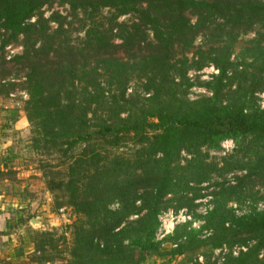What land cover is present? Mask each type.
Listing matches in <instances>:
<instances>
[{"label": "trees", "instance_id": "1", "mask_svg": "<svg viewBox=\"0 0 264 264\" xmlns=\"http://www.w3.org/2000/svg\"><path fill=\"white\" fill-rule=\"evenodd\" d=\"M55 3L67 15L45 17ZM74 34H82L76 42ZM15 43L31 147L58 158L41 167L45 184L77 217L68 264L171 262L201 248L202 230L212 249L255 241L225 264H264V211L238 216L227 207L255 198L252 178L264 182V107L255 97L264 92V0H0V68ZM209 65L217 74L202 86L211 96L188 100V72ZM231 139L235 157L207 161L205 151ZM127 144L133 149L113 153ZM182 152L192 155L183 165ZM237 171L245 174L235 185L217 184L202 227L176 226L155 240L161 211L192 207L199 185Z\"/></svg>", "mask_w": 264, "mask_h": 264}, {"label": "rangeland", "instance_id": "2", "mask_svg": "<svg viewBox=\"0 0 264 264\" xmlns=\"http://www.w3.org/2000/svg\"><path fill=\"white\" fill-rule=\"evenodd\" d=\"M67 10V7H61L57 3L43 9L45 17H48L52 11L67 15ZM122 19L124 18L120 20ZM259 31V29L255 30V32ZM255 32L242 37L236 43L231 56L232 60L239 54L245 41L255 37ZM81 35L74 34L72 40L76 42ZM201 42L202 38L198 37L195 44L199 45ZM21 51L22 48L19 43L8 45L4 49L7 64L0 68V84L6 86L3 94H0V215L6 214L7 219L9 218L5 234H0L4 243L8 241L7 248L0 255V264H68L67 253L71 240V225L77 217L70 207L63 204L64 200L61 196H55V193L49 191L45 184L44 172H42L41 167L44 165L57 167L59 165L58 158L54 155L40 154L31 147L32 128L27 123L23 112V104L27 99L24 90L26 70L22 65L14 64L10 60L11 57L20 54ZM188 57L191 58L192 55L189 54ZM215 71L217 70L212 65L199 72L189 71L187 77L193 85L187 91L186 98L192 101L201 96H211L210 92L202 85L211 81L212 77L216 75ZM136 86L137 81L129 82L126 95L129 96L134 93L137 89ZM255 97L260 107L263 108L264 92L257 93ZM121 117L124 118L125 114H121ZM231 141L233 142L232 147L231 149L229 147L228 152H223L220 146L218 149L205 151L207 161L215 162L221 166L223 159H227L232 154L235 157L238 146L234 140L231 139ZM131 148L132 145L127 144L116 151H112L121 154L128 152ZM191 156L182 152L180 164H185ZM57 169L64 171L65 166H60ZM244 174L245 172L237 171L223 176L212 175L209 182L198 186L201 188L200 194L202 196L193 201L192 207L184 206L178 210L169 207L161 211L158 217L163 216L165 221L168 220V215L175 216L183 211L182 216H189L190 220L176 226L188 225L192 230H198L204 225L206 214L203 212L206 211L207 213L213 208V193L218 191L217 184H224L225 187L233 186L236 184V178ZM247 184L248 188L252 189L255 194V198L243 203L229 202L227 207L235 215H247L254 210L264 211V182L256 177ZM190 186L194 187L193 184ZM191 196L192 194H188L189 198ZM170 197L168 196L166 199ZM58 204L59 207H57ZM116 207V204L111 206L112 209H116ZM134 218L136 216L132 217V219ZM32 220H36L34 225L31 224ZM6 234L9 236H5ZM211 234L210 230H202L199 239L204 241V244L201 248L175 257L171 262H167L169 258L162 260L152 256L147 257L140 264H225L228 258L237 257L240 252H245L247 248L255 244V241L252 240L247 241L246 244L237 243L231 247L225 243L212 249L208 243ZM159 238L155 236L156 241H159ZM41 244H44V253L36 250V245ZM242 248L245 250L243 251ZM262 257H264V250L259 254V259Z\"/></svg>", "mask_w": 264, "mask_h": 264}, {"label": "built area", "instance_id": "3", "mask_svg": "<svg viewBox=\"0 0 264 264\" xmlns=\"http://www.w3.org/2000/svg\"><path fill=\"white\" fill-rule=\"evenodd\" d=\"M213 70V68H212ZM215 74H217V71H215ZM264 107V106H263ZM232 141L231 140H226L223 141L220 144V147L222 148L223 152H228L229 147L231 149L232 147ZM182 212L180 211L178 213V215H168V220H163V216H159L158 217V221H159V229H158V233L155 235L156 237H160L159 241L162 240L164 237H166L167 235H170L173 232V229L176 225L180 224V223H185L186 220H190V217H183L182 216ZM204 214H206V211L203 212ZM193 227H195V225H193ZM242 250L244 251L245 249L242 248ZM235 255H237L236 253H234Z\"/></svg>", "mask_w": 264, "mask_h": 264}, {"label": "crops", "instance_id": "4", "mask_svg": "<svg viewBox=\"0 0 264 264\" xmlns=\"http://www.w3.org/2000/svg\"><path fill=\"white\" fill-rule=\"evenodd\" d=\"M1 215H5V216H1ZM1 215H0V234L2 233L3 235L6 232L5 229L7 227L9 218L7 219L6 214H1ZM5 236L8 237L9 235L6 234ZM7 244H8V241L4 243L3 237L0 235V255L4 253L5 249L7 248Z\"/></svg>", "mask_w": 264, "mask_h": 264}, {"label": "water", "instance_id": "5", "mask_svg": "<svg viewBox=\"0 0 264 264\" xmlns=\"http://www.w3.org/2000/svg\"><path fill=\"white\" fill-rule=\"evenodd\" d=\"M36 223V220H32L31 224L34 225Z\"/></svg>", "mask_w": 264, "mask_h": 264}]
</instances>
